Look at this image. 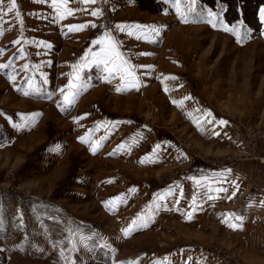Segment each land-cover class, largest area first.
<instances>
[{"label": "rangeland", "instance_id": "374dc122", "mask_svg": "<svg viewBox=\"0 0 264 264\" xmlns=\"http://www.w3.org/2000/svg\"><path fill=\"white\" fill-rule=\"evenodd\" d=\"M260 2L68 0L87 11L59 19L52 0H4L0 264H264ZM106 31L139 87L89 63L64 105Z\"/></svg>", "mask_w": 264, "mask_h": 264}, {"label": "snow or ice", "instance_id": "6c2138e0", "mask_svg": "<svg viewBox=\"0 0 264 264\" xmlns=\"http://www.w3.org/2000/svg\"><path fill=\"white\" fill-rule=\"evenodd\" d=\"M37 2H41V0H37ZM82 2L86 5L89 3L94 4L95 0H82ZM3 3H4V0H0V5H3ZM67 3H68V0H52V5L53 7L56 8L59 19H64L65 14L73 15L76 11H87L86 8L85 9H70L66 6ZM195 3H196V0H191L189 10L192 12L195 11V7H194ZM16 8H17L16 0H10V6L8 7L7 12L11 13ZM5 14L7 13H4L3 8L0 7V18H2V15H5ZM100 14L101 13L98 9H94L91 11L92 16H99ZM208 15L211 16L212 13H209ZM17 16H19V13H17ZM260 18L264 20V8L260 9ZM184 22H187V20H185ZM89 24L91 25V27H97L96 24L91 23V22L85 23V24H78V25H68L67 27L69 31H80V30H83L89 27ZM116 28L121 31L124 30V28L120 24H117ZM224 30L232 31L238 38H242L236 26H232L231 28H228L227 26H225ZM157 31H158L157 29L152 28L153 33H156ZM13 43L18 44L19 40L14 41ZM92 44L99 45L100 46L99 51L95 53H91V50H89V53H91L92 58L90 61H88V63L73 65V68L76 69L77 71L75 72L73 78L69 79L68 84L64 88L61 89L64 105H71L73 103V100L77 94V91L80 88L79 83H77L80 79L78 70L83 67H88L89 63L103 66V69L108 74V76H115L119 74L120 80L123 81L125 84L130 85L131 87H139L138 78L134 71L135 66L132 65L128 60L123 58L121 52L119 51L118 43L109 34V32L106 31L102 37L93 40ZM89 53H86L85 56L87 57ZM8 67H9L8 64H0V68L6 69ZM24 67L27 68L28 65H24ZM143 67L148 68L151 66H143ZM171 78L175 79V77H171ZM74 81H77V82H74ZM65 89H67V91H65ZM116 90L122 91L124 89L121 87H118ZM208 115H211V113H208ZM211 122L212 121H209V123ZM226 123L227 121L223 119H220L218 121V124L220 126H223ZM214 134L219 135V133H214ZM80 139L84 140L85 138L80 137ZM157 147H159V145ZM92 150L96 151V146H94ZM227 172H230V170H226L225 175ZM233 195H235V193H233ZM116 199L119 200L120 198L117 197ZM160 199L163 200L164 197H161ZM228 215L233 216L236 220V223H232L229 225L230 227L237 228V227L242 226V221H243L242 216H235V214H228ZM189 218H191V213H189ZM146 225H147V219L142 216H138L137 219H134L132 221V223L128 226V228L123 230L124 235H128L134 229V227H143Z\"/></svg>", "mask_w": 264, "mask_h": 264}, {"label": "built area", "instance_id": "2783aa9c", "mask_svg": "<svg viewBox=\"0 0 264 264\" xmlns=\"http://www.w3.org/2000/svg\"><path fill=\"white\" fill-rule=\"evenodd\" d=\"M102 10H103V16H104L105 22L108 24L111 23L112 15H111L109 8L107 6H104ZM103 32H104V29L100 30V34H102Z\"/></svg>", "mask_w": 264, "mask_h": 264}, {"label": "trees", "instance_id": "16d2710c", "mask_svg": "<svg viewBox=\"0 0 264 264\" xmlns=\"http://www.w3.org/2000/svg\"><path fill=\"white\" fill-rule=\"evenodd\" d=\"M228 4H229V3H228ZM258 4H260V5H264V3H261V2H260V3H258ZM260 5H259V6H260Z\"/></svg>", "mask_w": 264, "mask_h": 264}]
</instances>
